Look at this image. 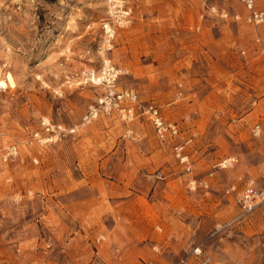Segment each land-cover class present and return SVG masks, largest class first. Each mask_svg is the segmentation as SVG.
Returning a JSON list of instances; mask_svg holds the SVG:
<instances>
[{"label":"rangeland","instance_id":"obj_1","mask_svg":"<svg viewBox=\"0 0 264 264\" xmlns=\"http://www.w3.org/2000/svg\"><path fill=\"white\" fill-rule=\"evenodd\" d=\"M122 1L127 27L110 0H0V264H264V202L236 220L226 193L264 192V24L241 0ZM107 61L192 140L187 165L148 119L84 122ZM43 120L65 131L37 141Z\"/></svg>","mask_w":264,"mask_h":264},{"label":"built area","instance_id":"obj_2","mask_svg":"<svg viewBox=\"0 0 264 264\" xmlns=\"http://www.w3.org/2000/svg\"><path fill=\"white\" fill-rule=\"evenodd\" d=\"M111 8H113L114 16L111 21H113L114 26L127 27L132 22V11L129 8L124 7V2L122 0H110ZM245 9L247 10V22L254 25L260 26L264 24V8L257 6V0H241ZM112 16V9H111ZM111 26V23L109 24ZM116 27H111L113 31L116 32ZM106 34L108 35V50H111V41L115 37V33H107V28L105 27ZM118 69H116L111 64L107 66L104 65L101 71V85L105 86V92L102 98L99 100L97 106L90 107L88 113L84 117L85 123H91L96 120L99 115H110L112 112H117L120 118L124 122H132L138 117H142L143 120L148 119L152 126L154 127L155 134L157 138L171 146L172 152L175 158L180 162V164L187 165L189 156L186 154V148L191 143L192 140H186L182 137V130L177 123L167 121L161 114L159 108L155 103H148L144 105L139 98V94L133 89H119L118 79L121 75L117 74ZM120 72V71H119ZM95 83V82H94ZM42 127L47 136H42L40 133L35 134L37 141L43 140V138H50L52 134L56 137L63 134L65 130L61 127L56 128L50 125L47 120L42 121ZM254 132L259 134L260 127L256 126ZM18 155V148L16 145L10 146L4 153V160L8 161L16 158ZM233 159H225L220 162L217 167L221 169H226L231 166ZM197 181L190 182L191 188L196 189ZM200 186H206L207 184L203 181L199 182ZM227 195L236 198L241 206L242 212L236 218V220L244 219L247 216L253 214L257 207L264 202V192L258 189L255 185L254 180H248L244 184V188L240 195L237 193L236 186H231L226 191ZM154 251L158 252V248L154 247ZM191 255L198 260L201 264H220L214 262L212 258L202 249L201 247H196L191 252ZM152 264V263H149Z\"/></svg>","mask_w":264,"mask_h":264},{"label":"bare ground","instance_id":"obj_3","mask_svg":"<svg viewBox=\"0 0 264 264\" xmlns=\"http://www.w3.org/2000/svg\"><path fill=\"white\" fill-rule=\"evenodd\" d=\"M114 11V10H113ZM114 13V12H113ZM108 32L107 33H111V34H113V33H115V31H113L111 28L109 29V30H107ZM107 66H109V62L107 61ZM119 72H117V74H118ZM8 84L9 85H13L15 82H14V79L11 77V76H9L8 77ZM102 79H100V81H101ZM3 88H6V85H5V83L2 81V80H0V89H3Z\"/></svg>","mask_w":264,"mask_h":264}]
</instances>
